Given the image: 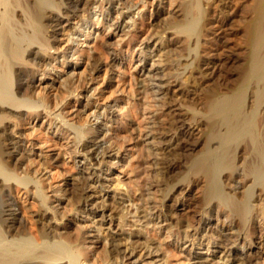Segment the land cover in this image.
I'll return each instance as SVG.
<instances>
[{
	"label": "bare ground",
	"instance_id": "6f19581e",
	"mask_svg": "<svg viewBox=\"0 0 264 264\" xmlns=\"http://www.w3.org/2000/svg\"><path fill=\"white\" fill-rule=\"evenodd\" d=\"M141 1L155 6V17L167 16L161 32L175 37L170 45L138 25L140 11L127 0H0V264H168L172 249L188 240V223L170 231L163 213L167 197L154 193L158 177L169 179L178 156L197 147L176 189L201 187L194 223L214 215L224 226L223 255L215 260L209 248L197 251L200 244L193 242L180 255L187 264H229L227 255L238 260L232 245L255 244L264 225V0H251L247 9L235 88L223 92L216 85L202 93L198 106L178 108L166 96L169 80L186 92L182 78L194 75V64L196 71L204 66L199 50L209 34L221 33L209 30V1ZM87 9L100 15L70 23ZM132 41L126 60L121 46ZM150 45L157 60L147 68ZM137 52L142 56H133ZM123 60L139 76L127 94L118 79ZM113 82L109 94L115 97L100 103ZM193 124L203 130L198 144L186 136ZM36 128L50 137L29 138ZM134 147L138 153L124 158ZM66 160L74 173L53 181L45 163L59 167ZM127 163L137 196H110L105 177ZM19 199L35 205L34 213L20 208ZM192 230L201 238L205 228ZM257 258L244 264H264V255Z\"/></svg>",
	"mask_w": 264,
	"mask_h": 264
},
{
	"label": "rangeland",
	"instance_id": "374dc122",
	"mask_svg": "<svg viewBox=\"0 0 264 264\" xmlns=\"http://www.w3.org/2000/svg\"><path fill=\"white\" fill-rule=\"evenodd\" d=\"M209 1L210 7H208L207 11H209L210 16V24H209V30L215 31L219 30L220 36L214 37L213 35L209 34V37L207 38V43L205 47L203 48L204 51L199 50V55L203 58L204 66H200L199 71L196 69V65L194 64L191 68L194 72V75H191L190 73H186L182 79L184 83V86L187 87L186 94L178 92L179 88L173 86L171 83V80H169V87H168V93L166 96L168 97V101H171L172 104H176L175 108L178 107H187V106H198L200 101V97H202V93H205L212 88H218L219 85L222 89L221 91H230L235 88V85L238 84L239 75H240V64H242L243 60V45H242V33H243V25L245 20L248 18V6L251 4V0H205V2ZM129 5L133 6V11H140L139 14L144 19H140V16H136L138 18L137 23L138 25H144L149 28V32H157L161 37H164V41L166 44L170 45L172 41H174L175 37L169 35L168 32L162 33L161 32V23H163V18H166L167 16L165 14H160L158 17H155V14L158 12L155 6L153 7H143L141 0H127ZM204 2V3H205ZM135 5V6H134ZM165 8L167 6L165 5ZM94 13L99 16V11L96 9H87V11L78 12L76 15L72 16L70 23H74L75 20L73 18H90L89 16H94ZM247 13V14H246ZM84 14V15H83ZM87 14V15H86ZM79 15V16H78ZM89 15V16H88ZM78 16V17H77ZM157 18V19H156ZM149 24V25H148ZM84 27V26H82ZM81 27V30H82ZM85 30V29H83ZM92 30V29H91ZM92 31L98 32L99 28L97 30L93 29ZM65 33V35H64ZM107 33V30H106ZM161 33V34H160ZM110 34V33H107ZM64 35V37H63ZM66 32L61 33L58 35L59 39L65 38ZM162 37V38H163ZM107 40V43H114V39H110L108 37H105ZM166 38V39H165ZM84 39V36L79 35L77 37V40L82 41ZM135 41H132L130 43L123 42L121 49H122V55L125 56L126 60L131 56L130 54V47L133 46ZM128 44V45H127ZM129 46V49L127 48ZM179 45L176 46V48ZM151 50L153 51L151 54L146 53L145 55V61L147 62V68L151 64L152 61H156L157 57L154 56L155 51L153 49V46L150 45ZM84 48V47H83ZM81 48V49H83ZM85 49V48H84ZM129 50V51H128ZM170 52L171 46L166 49ZM201 51V52H200ZM171 53V52H170ZM202 53V54H201ZM205 53V54H204ZM243 53V54H242ZM142 56V53H133V56ZM173 58H176V56H173ZM172 58V59H173ZM108 59L105 57V55L101 56V62L103 64H106V61ZM126 60H123V64L120 66L119 71H123V74L119 75L121 81L124 82L123 86L120 88H123L124 94H127L129 91L132 90V87L134 86L136 80L135 78H138V73L134 71L133 67H129L128 62ZM58 70H63L64 66H61V64H57ZM104 66V65H103ZM203 68V69H202ZM103 69H106V67H102L101 73H99L100 76H103L104 71ZM202 69V70H201ZM110 73L113 74H119L114 69L110 70L108 69ZM204 71V72H201ZM197 72V73H196ZM203 73V74H202ZM109 74V72H108ZM107 74V75H108ZM138 76V77H137ZM188 76L192 77L189 78ZM195 78H194V77ZM39 76H37L38 78ZM186 77V78H185ZM101 78V77H100ZM98 79V81L100 80ZM212 78V79H211ZM117 79V78H116ZM187 79V80H186ZM186 80V81H185ZM101 82V81H100ZM114 83V82H113ZM112 83V84H113ZM172 84V85H171ZM102 85V84H101ZM217 85V86H216ZM104 85L100 86L99 88L102 89ZM215 86V87H214ZM229 86V87H227ZM234 87V88H233ZM115 88V83L113 85H110L103 98L99 101L100 103H107L110 101L113 97H115L113 94H109L113 89ZM230 88V90H229ZM171 89V90H170ZM225 90V91H224ZM89 95V94H88ZM71 100V98H69ZM82 104H84V99H80ZM170 103V104H171ZM123 104V103H122ZM196 104V105H195ZM198 104V105H197ZM126 105H129V102L126 101ZM76 107H78V102L76 103ZM173 110V108H172ZM170 111L171 114L177 113V111ZM173 112V113H172ZM164 116H161L159 119L162 120ZM164 119H167L165 116ZM163 119V120H164ZM165 121V120H164ZM24 129H26V132H30L31 129H29V126H25ZM186 136L190 139L192 143H199L202 139V127L196 124L191 125L190 128H187ZM50 137V133L46 134L44 133V130H41L39 128H36L34 130L33 135L29 136V138H32L34 140H43L48 139ZM35 142V141H34ZM200 151V147L195 148L192 151H185L182 153V156L179 155L176 163L175 168L173 169L172 173L170 174L171 177L169 179H166L164 181L163 178L158 177V181L160 185L159 190L155 189V195L158 198H165V201L163 202L165 207L163 209V213L166 214L165 219L166 223L168 224V229L170 231H176L177 228L180 226L182 222H187L188 228H186V233L189 235L187 238L188 240H182L180 243L178 249H172V253L169 257H167V263L168 264H187L186 260L180 255L181 252H184V249H190L192 248V242L196 243L195 245H199V247H194L195 250L200 252H205L207 248L210 249L211 253H213V258L216 260L218 256L223 255L222 249L220 248L219 244L221 241V235L224 234L223 225L220 223H216L214 221V215L211 217H204L202 221L199 223H194V219L200 211V198H201V187H193L189 190H179L177 188V181L178 179L183 175L184 169L187 164L191 161L193 157L198 155ZM50 153V152H49ZM138 153V149L134 147L130 152L125 153L123 155L124 158L128 157L130 154H136ZM181 156V159H180ZM170 156L169 158H171ZM176 159V158H175ZM66 164L62 165L59 163V167H53L51 163H45V166H47V169H49L51 172V178L53 181H59L61 178L60 173H74V171L71 168V161L66 160ZM76 164V163H75ZM178 165V166H177ZM111 176L105 177L108 179V188L105 189L107 193L111 195H114L116 197H120L121 195L129 194L135 195L136 187H135V179H134V171L132 168V164H125L123 166L116 165L110 169ZM48 175V174H47ZM46 175V176H47ZM111 178V180H110ZM170 182V183H168ZM167 183V184H166ZM165 184V185H164ZM169 185V186H168ZM176 185V186H175ZM166 186V187H165ZM172 186V187H171ZM170 187V188H169ZM173 187H175L173 189ZM169 188V189H168ZM171 189V191H170ZM173 189V190H172ZM167 190V191H166ZM168 190L170 192H168ZM167 194L169 195H166ZM164 195V196H162ZM137 196V194L135 195ZM162 196V197H161ZM140 202V201H139ZM22 203V204H21ZM109 206H112L111 201H108ZM138 203V201L136 202ZM111 204V205H110ZM139 204V203H138ZM23 206H27L30 210V212L34 213L35 205H33L30 201H23V199H19V207L22 208ZM165 211V212H164ZM19 214L21 213V210H18ZM227 223V222H225ZM194 228H205V231L203 232V237H199V235H193L194 232L192 229ZM74 226H72L69 231H73ZM152 232V231H150ZM261 233V234H260ZM255 239V244L252 245V247H241L240 245H232L233 247V254L236 255L235 257L238 259L235 262H230L232 256L226 257L227 260H229V264H244L245 259H253L264 255V225L262 228L258 229ZM158 236V235H156ZM200 238V239H199ZM186 252V251H185ZM212 255V254H211ZM210 255V256H211ZM217 256V257H216ZM257 260V261H258Z\"/></svg>",
	"mask_w": 264,
	"mask_h": 264
}]
</instances>
